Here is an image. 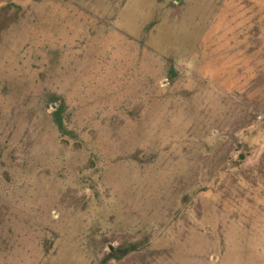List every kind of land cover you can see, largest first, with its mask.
<instances>
[{
  "label": "rangeland",
  "instance_id": "rangeland-1",
  "mask_svg": "<svg viewBox=\"0 0 264 264\" xmlns=\"http://www.w3.org/2000/svg\"><path fill=\"white\" fill-rule=\"evenodd\" d=\"M0 264H264V0H0Z\"/></svg>",
  "mask_w": 264,
  "mask_h": 264
},
{
  "label": "trees",
  "instance_id": "trees-1",
  "mask_svg": "<svg viewBox=\"0 0 264 264\" xmlns=\"http://www.w3.org/2000/svg\"><path fill=\"white\" fill-rule=\"evenodd\" d=\"M58 111H59V110L57 109V110L55 111V114H57V113H58ZM58 122H59V121H58ZM58 124H59V126H60V123H58Z\"/></svg>",
  "mask_w": 264,
  "mask_h": 264
}]
</instances>
